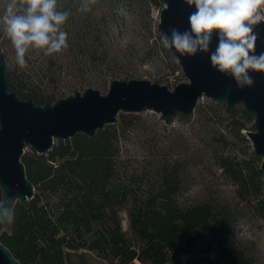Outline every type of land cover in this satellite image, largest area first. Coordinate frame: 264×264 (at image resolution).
Wrapping results in <instances>:
<instances>
[{
	"label": "trees",
	"instance_id": "obj_1",
	"mask_svg": "<svg viewBox=\"0 0 264 264\" xmlns=\"http://www.w3.org/2000/svg\"><path fill=\"white\" fill-rule=\"evenodd\" d=\"M5 2L0 0V15H3ZM82 4H87L90 10L81 11ZM122 4L128 8L137 4L148 17L153 7H164L160 0H58V7L70 13L62 26L68 33V47L51 55L29 49L25 56L27 67L23 69L16 63L15 50L0 25V56H14L12 68L8 66L10 90L20 99L32 98L37 105H44L55 96L42 93L34 85L37 72L51 73L50 81L56 83L64 71L70 77L81 78L105 62L110 50V34L120 21L118 7ZM228 110L233 116H239L240 110L236 107ZM241 112L249 120H255L245 109ZM234 125L237 132L245 128L240 121ZM113 126L106 125L93 137L80 133L70 140H60L47 157L36 152L22 156L26 176L35 187V196L15 205L13 225L0 236L20 264H66V249H87L112 261L117 259L109 258L141 256L160 258L141 259L153 264H168L171 249L198 231L206 232L225 264H250L232 240L233 230L228 219L217 217L212 205L182 209L176 204L182 182L175 166L163 169L161 187L155 196L142 199L133 196L126 187L113 188L112 181L118 176L116 159L120 135ZM221 167L239 184L243 200L248 199L251 190L262 191L261 187L255 189L242 164L223 158ZM46 193L60 195V212H53L49 203H43ZM130 200L135 203L131 228L143 243L139 252L130 246L118 214V207ZM257 210L264 218L263 201L259 202ZM96 223L100 227L93 230ZM87 234H93L89 241L85 239ZM133 260L118 259V264H130ZM199 264H212V261L203 257Z\"/></svg>",
	"mask_w": 264,
	"mask_h": 264
},
{
	"label": "rangeland",
	"instance_id": "obj_2",
	"mask_svg": "<svg viewBox=\"0 0 264 264\" xmlns=\"http://www.w3.org/2000/svg\"><path fill=\"white\" fill-rule=\"evenodd\" d=\"M160 11L159 7H153L148 17L137 4L133 8L119 5L120 21L110 34V50L105 62L81 78L70 77L64 71L56 83L50 81L51 73L36 71L34 85L42 93L55 96L52 104L77 91L84 93L88 88L107 95L114 80H148L174 91L188 79L176 57L160 44L163 34L158 29ZM13 61L14 56L9 55L7 64L10 68ZM236 108L240 112L235 117L228 112L224 101L204 97L192 115L183 118L177 114L169 121L152 109L139 113L121 111L116 123L109 124L120 133L116 159L118 176L112 186L126 187L133 196L142 199L155 196L161 187L159 181L163 169L168 165L175 166L182 182L176 204L182 209L212 205L217 217L228 219L233 230L232 240L250 264H264V218L257 210L260 201L264 204V171L259 173L262 158L255 155L247 133L255 130L254 121L243 115V105ZM236 121L245 125L240 132L234 129ZM59 141L56 140L55 145ZM34 152L26 146L24 156ZM44 155L47 157L48 153ZM223 158L242 164L255 189L261 187L262 191L251 190L248 199L243 200L239 184L221 167ZM43 203H49L53 212H60V195L46 193ZM134 206V201L130 200L118 207V214L130 246L139 252L143 243L132 231L130 219ZM99 227L96 223L93 230ZM5 231L9 230L3 228L0 236ZM92 238L93 234L85 237L88 241Z\"/></svg>",
	"mask_w": 264,
	"mask_h": 264
},
{
	"label": "water",
	"instance_id": "obj_3",
	"mask_svg": "<svg viewBox=\"0 0 264 264\" xmlns=\"http://www.w3.org/2000/svg\"><path fill=\"white\" fill-rule=\"evenodd\" d=\"M164 7L160 11L158 29L170 35V28L184 31L189 28L188 16L194 11L184 0H160ZM256 31L259 34L257 53L264 52V23ZM217 38L214 36L211 48L214 51ZM182 67L188 82H182L174 91L167 86L148 80H114L107 95L88 88L84 93L57 101L37 105L30 98L20 99L10 90L8 64L5 54L0 56V189L6 194V201L27 202L34 198L35 187L26 176L22 162L25 147L30 146L36 153H49L56 140L67 141L77 134L89 137L96 135L106 125L114 124L118 114L139 113L146 109L161 113L164 118L177 114L190 116L204 97L224 101L228 109L243 105L254 115V131L248 136L256 156L262 158L264 171V73H250L254 87L237 89L235 81L211 67L210 54L182 56L170 50ZM11 224H0L11 229ZM215 258H210L212 254ZM66 264H109L90 250L64 252ZM203 257L212 264H225L219 257L213 241L202 231L185 238L171 252L168 264H199ZM0 264H20L0 239Z\"/></svg>",
	"mask_w": 264,
	"mask_h": 264
},
{
	"label": "clouds",
	"instance_id": "obj_4",
	"mask_svg": "<svg viewBox=\"0 0 264 264\" xmlns=\"http://www.w3.org/2000/svg\"><path fill=\"white\" fill-rule=\"evenodd\" d=\"M194 8L188 16L189 28H170L160 36L164 49L182 56L210 54L211 67L235 81L237 89L254 87L250 73H264V52L257 53L258 26L264 23V0H184ZM81 11H89L82 4ZM70 13L58 7V0H6L0 25L10 40L20 68L27 67L29 49L45 55L68 47V33L62 26ZM217 38L215 50L211 48ZM15 218L13 203L0 189V224ZM210 258H215L213 253Z\"/></svg>",
	"mask_w": 264,
	"mask_h": 264
},
{
	"label": "flooded vegetation",
	"instance_id": "obj_5",
	"mask_svg": "<svg viewBox=\"0 0 264 264\" xmlns=\"http://www.w3.org/2000/svg\"><path fill=\"white\" fill-rule=\"evenodd\" d=\"M81 250H85V249H81ZM78 251V250H77ZM104 260H106L109 264H118V259H134L130 264H153L152 261H143L141 259H160V258H148V257H141V256H136L134 258H129V257H125V256H117V257H112L109 259H117V260H107L105 258H102ZM110 261L114 262V263H110Z\"/></svg>",
	"mask_w": 264,
	"mask_h": 264
}]
</instances>
